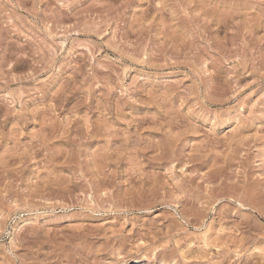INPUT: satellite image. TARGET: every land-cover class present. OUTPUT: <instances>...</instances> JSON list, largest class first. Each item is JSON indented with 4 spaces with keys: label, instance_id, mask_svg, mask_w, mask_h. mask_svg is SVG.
<instances>
[{
    "label": "rangeland",
    "instance_id": "obj_1",
    "mask_svg": "<svg viewBox=\"0 0 264 264\" xmlns=\"http://www.w3.org/2000/svg\"><path fill=\"white\" fill-rule=\"evenodd\" d=\"M0 264H264V0H0Z\"/></svg>",
    "mask_w": 264,
    "mask_h": 264
}]
</instances>
